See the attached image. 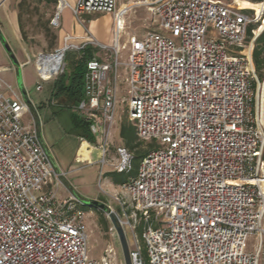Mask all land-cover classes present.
Instances as JSON below:
<instances>
[{
  "label": "built area",
  "instance_id": "1",
  "mask_svg": "<svg viewBox=\"0 0 264 264\" xmlns=\"http://www.w3.org/2000/svg\"><path fill=\"white\" fill-rule=\"evenodd\" d=\"M146 34L129 39L128 116L140 139L152 140L136 176L117 196L123 214L109 206L136 240L133 264H260L264 233V64L253 60L264 31L259 8L237 0H147ZM60 6L51 24L59 25ZM117 0H77L72 7L84 25L96 12H113L116 41L99 44L110 58L86 61L84 98L78 110L89 122L102 164L117 104V67L124 16ZM250 25H258L249 38ZM65 39L39 52L42 81L64 72L70 50ZM54 56H60L55 61ZM264 59V50L262 53ZM0 67V264H114L110 248L100 260L88 257L86 211L81 198L57 196L62 180L38 131V120L22 122L30 105L6 82ZM42 87V83L38 84ZM7 87L10 94L4 91ZM113 164L126 171L130 152L118 148ZM162 215V217H160ZM143 223L146 258L135 228ZM111 233H117L113 225ZM127 234V233H126ZM131 235V234H130ZM256 251L247 249L251 236Z\"/></svg>",
  "mask_w": 264,
  "mask_h": 264
},
{
  "label": "rangeland",
  "instance_id": "2",
  "mask_svg": "<svg viewBox=\"0 0 264 264\" xmlns=\"http://www.w3.org/2000/svg\"><path fill=\"white\" fill-rule=\"evenodd\" d=\"M21 0H11L8 4L7 8H2L1 0H0V28L2 31V35L4 37V41L0 40V65L6 64L10 65L11 68L6 71H2V78L10 83L14 90H16L24 100L30 105L31 110H26L24 115L22 116L23 124L34 125L33 117H37L38 110L41 119L45 123L43 127L38 124V131L45 143L46 138H51V136H56L55 140H58V143L55 144V149L57 151H63V156L60 157L72 162L75 155L78 151L80 153L83 152V146L80 147V141L75 134L69 132L71 128V122L69 120V116L71 112H76V106L72 108H61L56 105L50 104L51 102V90L49 88V83L47 81H42L38 75L36 67L34 65L35 53L39 52H52L55 49L56 33L57 30L51 27L50 31H47L44 26L47 25L48 18L51 12V6L40 5L38 6L34 0H26L21 11V19L19 21V37L8 26V23L4 20L3 16H6L5 10L9 13V10L13 7H18V3ZM122 0H118V4L121 3ZM127 4L123 5H131L126 13L127 16V24L129 26L131 33V37L136 35L138 38L143 37V35L148 30V22L151 21V15L148 13V7L146 4H135L138 1L142 0H125ZM229 1V0H228ZM119 7V6H118ZM126 8H123L121 11H124ZM56 13V12H55ZM100 13H96L95 16H101ZM55 15V14H54ZM89 17L87 16L86 23L83 25L85 30L88 33V23ZM98 27L100 28V36L101 38L109 37L110 29H109V19L105 16L100 17L98 20ZM254 31L258 29V25L253 26ZM129 35H125L122 38L124 46L122 60H125L130 51V44L128 41ZM4 42H7L12 49V52L15 53V56L20 61L27 60L28 62L24 67L15 65L16 69L12 66V60L10 58L9 52H7L4 47ZM258 46H263L264 41L260 40L256 43ZM76 50V49H75ZM262 58V57H261ZM263 59V58H262ZM253 60L255 63V68L259 73V76L263 77L262 67L263 62L259 63L261 65L256 64V59L253 56ZM67 63V73L72 71V60L70 57L66 59ZM22 74L23 84L19 83V77ZM38 82L42 83V87L38 86ZM7 94H10L7 87L4 88ZM49 103V104H48ZM77 103H75L76 105ZM36 107V108H35ZM128 117V104L126 102L120 101L116 118L113 121V125L111 128V132L109 135V140L113 145V150H117L118 145L121 144V125L122 120L126 122ZM134 122L131 121V154L133 155L132 162L137 164L141 162L142 158L148 153V151L152 148H156L157 145L152 140H144L140 139L136 135ZM49 140V139H48ZM103 157V155H102ZM75 164L78 162L75 161ZM67 166V165H66ZM57 170L62 173V169L55 165ZM103 167V168H102ZM110 165L106 164L102 166V163H97L95 167L92 169H88L89 172L86 174V182L88 189L87 191H91L93 193H99L101 196L103 193V187H106L105 180L108 178V175L111 171H114ZM87 170V169H86ZM67 174L62 175L61 180L63 181ZM56 188V187H54ZM63 189H59V194L62 195ZM94 198H90L88 196H83L82 201L84 206L81 208L86 211V223H87V233H88V257L94 260H100L104 254H108L109 249L112 247L116 253V259L114 264H122L120 261L121 258V245L120 240L117 233H111V220L108 215V211L105 209H101L98 206H93L90 204V200ZM119 214H123L121 207L118 204L114 205ZM162 217V215H160ZM129 246L131 249L136 248V240L132 233H130V228L126 229ZM138 243L142 247V253L144 258H146V250L144 241L142 239V231H143V223L135 228ZM131 234V235H130ZM259 239L256 236H251L247 249L249 251H256ZM262 248H263V258L260 261V264H264V233L262 236Z\"/></svg>",
  "mask_w": 264,
  "mask_h": 264
},
{
  "label": "crops",
  "instance_id": "3",
  "mask_svg": "<svg viewBox=\"0 0 264 264\" xmlns=\"http://www.w3.org/2000/svg\"><path fill=\"white\" fill-rule=\"evenodd\" d=\"M10 1L11 0H1V4L3 6L2 8L3 9L7 8ZM25 1L26 0H21L18 3V7L17 6L13 7L12 9L9 10V13H7V11L5 10L6 16H3L4 20L8 23V26L13 31V33L17 35V37H19V30H20L19 28V21L21 19L20 10L23 8ZM34 1L38 6L40 5H46L48 7L51 6V12L48 18V22H47V25L44 27L47 31H50L51 27L57 30V33H56L57 42L55 43L56 45L55 48L62 46L65 42V39L69 37L70 43L77 44L79 46L83 44H86V46H92L91 56H95L102 60H106V59H108L109 61L111 60L110 50L103 49L101 48L100 45L89 42L90 39L87 37V31L85 30L83 25L77 20L72 10V7L76 5L77 0H64L68 3V5H66L60 10V20H59L58 26H53L51 24V19L53 18L55 12H57V10L59 9L60 0H34ZM146 2L147 0H142V1H138L137 3H134V5L135 4H145ZM240 2L243 7L248 8V7L254 6L259 1L254 2L252 0H240ZM123 4H127V1L122 0L121 3L118 4V0H117V5L120 7L121 10L123 8L127 9L128 7H131V5H133V4H129V5H123ZM96 13H100L99 15L101 16H95ZM96 13L89 15L90 17H89V23H88V30L90 31L93 38L99 44H103L106 46H112L116 41L115 28H114V14L113 12H96ZM148 13H149V10H148ZM102 14L103 16L109 19V29H110L109 37H104V38H101L100 28L97 25L99 22L98 20L100 19V17H102ZM127 16L128 15L125 14L124 30L121 33L120 37L118 38V43L120 44L121 49H120V56H119L120 64L117 67V98L118 100L116 104L114 120L116 118L117 108H118L120 101L127 103V100L130 96L129 84H128V75H129V67L127 64L128 56L125 60H122L123 50L125 46V44H123L122 42V38L124 37V34L125 35L127 34L129 35V37H131V33L129 32L130 30H128L129 26L127 24V19H126ZM129 39L130 38H128V41ZM81 50L82 49L80 48L75 51L80 53ZM37 54L38 53H35V56H37ZM27 62H28L27 60L20 61L21 67H24ZM34 65H35V59H34ZM0 67L3 68V71H6L7 69L11 68L10 65H6V64H2L0 65ZM12 67L16 69L15 66H12ZM65 70H67V63L65 66ZM58 77L59 75L49 80H45L49 83V88L51 90L52 98H51V102L49 101V103L56 105L58 107H61L63 109L65 107L72 108L73 106H76V112H71L69 116V120L71 122V128L69 129V132L72 134H75L78 137L80 141V147L83 146V152L80 153V151H78L73 161L70 162L60 157V155L63 156L62 155L63 151L59 150L60 152H62V153H59V151L55 149V144L56 142L58 143V140H55L56 136H51V138H48L49 140L45 136V147L51 156V160L53 164L60 167L62 171L66 172L67 174L65 179L58 186L54 185V187L57 188V189L55 188L57 190V196L61 200L71 195H75L81 199L83 198V196H88L90 198L98 199L102 202H105L106 204L112 206V208L116 210L114 205L118 204L120 206L116 197L122 194V183L119 182V178H122L123 176H127L126 178L127 180H129L130 178H133L134 176H136L138 167L140 164V162L137 164H134L132 162L133 155L131 154V120L128 116L127 117L128 120H126V122L123 121L124 119L121 121L122 122L121 144L118 145L116 151L113 150V145L111 144L109 140V136H108V146H107L108 148H107V152L105 153L107 162L102 164V166L108 164L111 167H113L112 169H114V171H111L108 175V178H106L105 180L106 187H103L104 194L101 196V194L99 193L95 194L91 191H87L88 189L86 187L89 186L87 185V182H86L87 181L86 174L89 172L88 169L90 168L93 169L97 163H100V161L102 160L103 152L99 146H93V145H97L98 142H97L96 136L92 133L91 129L90 131L94 139L89 138L84 133V129H83L84 122L83 121L87 122V120L79 112L78 102L73 101L68 94H66L59 88V85H57ZM39 83L40 82H38V84ZM75 103L77 104L75 105ZM36 111L38 115L37 117L35 116V118L38 120L39 125L43 127L45 123L41 119V116L39 115L37 108H36ZM112 125L113 123L111 124L109 128V135L111 132ZM24 126L27 128H32V125L30 124H24ZM120 147L126 148L131 154L129 162H128V169L126 171H118L115 168V166H113V164H116L121 160V156L118 153V148ZM75 161H77L78 163L75 164L74 163ZM59 189H63L62 195L59 194Z\"/></svg>",
  "mask_w": 264,
  "mask_h": 264
},
{
  "label": "trees",
  "instance_id": "4",
  "mask_svg": "<svg viewBox=\"0 0 264 264\" xmlns=\"http://www.w3.org/2000/svg\"><path fill=\"white\" fill-rule=\"evenodd\" d=\"M254 2L261 1V0H252ZM254 25H250L248 30L249 38L253 37L255 34ZM260 40L264 41V31L258 36L256 39V43H258ZM264 50L263 46L255 45L253 49V56L256 59V64L261 65L259 63L263 62L264 59H262V53ZM92 46H85L84 49L81 50V52H77L75 50H70L67 55L66 59L68 57L72 60V71L70 73H67L66 70H64L63 73L59 74L57 85H59V88L68 94L70 98L73 101L80 102L84 98V74L86 71V61L90 57H92ZM83 129L84 133L91 139L93 138V135L90 131V125L89 122L83 121ZM135 129V128H134ZM136 133V132H135ZM127 176H123L122 178H119V182L124 183L127 179Z\"/></svg>",
  "mask_w": 264,
  "mask_h": 264
},
{
  "label": "water",
  "instance_id": "5",
  "mask_svg": "<svg viewBox=\"0 0 264 264\" xmlns=\"http://www.w3.org/2000/svg\"><path fill=\"white\" fill-rule=\"evenodd\" d=\"M0 38L2 41L5 40L3 35H2L1 28H0ZM4 47L6 48L7 52L11 53L10 58L12 60V64L14 66L16 64H18V66H20V68H21V63L19 62V60L15 56V53L12 52V49L7 42H4ZM19 83L23 84L22 74H20ZM90 204H92L93 206H98L101 209H105L106 211H108V209H109L108 204H106L105 202H102L98 199L90 200ZM109 217H110L112 225L116 229L117 235H118L119 240H120V245H121L120 261H121V263L122 264H133L132 259H131V254H130V246H129V242H128V237H127V234L125 232V229L123 228V226H121L119 224L118 217L115 213H110Z\"/></svg>",
  "mask_w": 264,
  "mask_h": 264
},
{
  "label": "bare ground",
  "instance_id": "6",
  "mask_svg": "<svg viewBox=\"0 0 264 264\" xmlns=\"http://www.w3.org/2000/svg\"><path fill=\"white\" fill-rule=\"evenodd\" d=\"M238 2H239V4L241 5V2H240V0H237ZM241 7H243L242 5H241ZM260 7V5L257 3V4H255L254 6H251V7H248V8H259ZM245 8V7H244ZM55 57V61H59V58H60V56H54ZM102 150V149H101Z\"/></svg>",
  "mask_w": 264,
  "mask_h": 264
}]
</instances>
